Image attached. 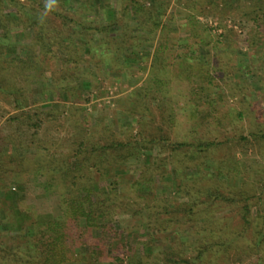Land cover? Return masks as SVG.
Listing matches in <instances>:
<instances>
[{"label": "trees", "instance_id": "1", "mask_svg": "<svg viewBox=\"0 0 264 264\" xmlns=\"http://www.w3.org/2000/svg\"><path fill=\"white\" fill-rule=\"evenodd\" d=\"M119 1L120 8L113 0H57L49 12L45 0H0V98L13 107L0 125V187L25 172L43 175L61 208L60 218L41 217L7 190L0 200L10 213L0 218V264H233L248 258L264 264V176L257 172L255 179L241 167L230 146L235 138L225 129L232 121L223 112L228 95L213 91L228 77L241 80L240 67L229 64L238 43L263 51L264 0ZM7 6L15 13L7 14ZM210 14H236L251 26L243 38L230 31L222 44L198 19ZM12 27L31 43H16ZM146 43L154 46L146 78L124 108L137 131L118 133L102 117L93 119L82 91L97 86L88 74L92 67L124 72ZM196 46L215 51L191 56ZM33 79L42 80L43 97L32 101ZM45 101L50 105L41 106ZM237 114L243 117L241 109ZM60 116L70 121L71 138H41L42 128ZM249 136L240 139L264 149V130ZM156 147L167 155L129 182L135 198H125L118 185L127 175L117 171ZM240 176L241 186L228 183ZM144 185L162 188L148 196ZM125 213L142 215L139 227L147 231L144 252L129 260L128 252L119 254L124 233L115 226ZM182 233L197 238L186 242ZM158 239L168 247L155 245Z\"/></svg>", "mask_w": 264, "mask_h": 264}, {"label": "rangeland", "instance_id": "2", "mask_svg": "<svg viewBox=\"0 0 264 264\" xmlns=\"http://www.w3.org/2000/svg\"><path fill=\"white\" fill-rule=\"evenodd\" d=\"M115 8H120V1L113 0ZM7 14H14L15 10L10 6L5 9ZM179 19L183 20V14L179 15ZM198 19L207 27L208 31L218 37L222 44H226L229 40L230 31L238 35V38H243L246 31L251 26V23L244 22L236 14H232L225 18L218 15L199 16ZM12 32L17 34L16 43L20 46L30 44L31 39L28 37H20L17 27H12ZM21 30V27H20ZM27 33L33 35L32 30H27ZM187 32H180V36H184ZM264 34V32H263ZM185 41H180V47L184 46ZM153 44L146 43L142 47V51L137 56H144L145 59L139 61L136 55H132L136 59L133 61L129 69H124V72H119L117 69L105 70L104 66L100 72L97 68L90 69L89 76L93 75L98 80L96 87L86 88L82 91L84 96L90 97L87 103V112L95 117H102L105 125L112 127L118 133L132 128L134 132L137 131V120L124 112V108L130 99L127 98L131 90L143 83L149 69V58L153 51ZM235 47V46H234ZM197 50L191 52V56H197L198 52L211 53L215 49L211 47L196 46ZM222 48L218 49L221 51ZM224 50V49H223ZM232 51V50H231ZM234 56L231 57L229 64L240 69L241 80L239 78L228 77L224 85H216L213 87L214 93L225 92L226 96L223 105V112L229 113L232 121L227 125L226 132L234 136V140L230 142L231 150L236 154V157L241 161V167L244 168L253 178H260L262 173L264 176V149L263 145L240 139V136L250 137L251 132L264 130V49L258 51L256 48L249 45L247 42H240L233 50ZM147 57V58H146ZM132 62V61H131ZM224 62L228 60L224 59ZM134 81V85L132 82ZM136 81V82H135ZM27 95L33 101L41 99L42 80L33 79L27 88ZM207 96V94H205ZM50 101L41 103V106L47 107ZM240 109L243 112V117L240 118L237 114ZM13 113V107L5 100L0 98V125L5 123L9 115ZM223 132V131H222ZM221 134V133H220ZM72 136V125L69 120H64L61 116L58 120L47 123L40 132V137L45 140L54 141L58 143L67 142ZM226 136V134H225ZM223 139L224 135L219 136ZM251 139V138H250ZM249 140V139H248ZM167 153H161L158 147L151 150H142L139 155L132 158L126 167L118 170V173L126 174V178L121 180L118 188L120 192L127 195L131 199L135 198L134 191L130 187L131 182H135L145 166L153 164L158 157L164 158ZM259 170V171H258ZM194 171V170H189ZM231 185L241 186L242 176L237 179H228ZM109 181H103L102 184H108ZM130 182V183H129ZM46 177L43 175H36L33 172H25L21 179L6 187H0V200L4 199L8 191L14 193V200L20 207L30 208L34 214L41 217L54 216L61 217L60 197L57 191L49 190L46 186ZM156 185H144L141 190L142 193L149 194L154 191ZM162 188L159 185L158 190ZM171 191V190H170ZM173 196L175 192H170ZM144 200H141V203ZM145 212V210H143ZM144 214V213H143ZM10 215L9 211L0 209V218L5 219ZM142 215L131 213L120 214L115 222L116 229L123 232V241L119 242L118 249L121 247L119 254L127 253L128 260L135 254H142L144 252L143 241L147 239V231L144 227H139L140 218ZM156 232V231H154ZM182 240L186 242H194L197 236L182 233ZM174 238V236H172ZM171 240V239H170ZM155 245L164 244L168 247V241L158 239L154 241ZM83 250H87L85 247ZM117 250V248H116ZM112 253L109 249L108 255ZM264 256V253H263ZM126 257V256H125ZM108 260V259H106ZM233 264H253L252 258L245 259L244 262H236Z\"/></svg>", "mask_w": 264, "mask_h": 264}, {"label": "clouds", "instance_id": "3", "mask_svg": "<svg viewBox=\"0 0 264 264\" xmlns=\"http://www.w3.org/2000/svg\"><path fill=\"white\" fill-rule=\"evenodd\" d=\"M57 4V0H45V11H52L54 6ZM41 22H43V16L40 18Z\"/></svg>", "mask_w": 264, "mask_h": 264}]
</instances>
